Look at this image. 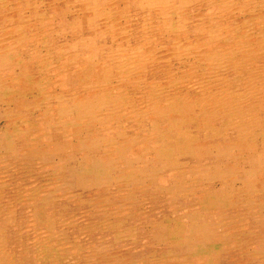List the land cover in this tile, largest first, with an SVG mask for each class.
<instances>
[{
    "label": "rangeland",
    "instance_id": "374dc122",
    "mask_svg": "<svg viewBox=\"0 0 264 264\" xmlns=\"http://www.w3.org/2000/svg\"><path fill=\"white\" fill-rule=\"evenodd\" d=\"M263 31L264 0H0V264H264V132L210 96L264 116Z\"/></svg>",
    "mask_w": 264,
    "mask_h": 264
},
{
    "label": "bare ground",
    "instance_id": "6f19581e",
    "mask_svg": "<svg viewBox=\"0 0 264 264\" xmlns=\"http://www.w3.org/2000/svg\"><path fill=\"white\" fill-rule=\"evenodd\" d=\"M215 1V0H214ZM248 13V12H247ZM212 19V18H211ZM23 21V20H22ZM198 29V28H197ZM219 30V29H218ZM264 32V31H263ZM234 38V37H233ZM264 43V42H263ZM261 44V43H260ZM233 54H235V53H233ZM263 57V56H262ZM262 57H261V59H262ZM188 58V57H187ZM256 58V57H255ZM233 59V58H232ZM231 59V60H232ZM229 62V61H228ZM228 62H224L223 64H221V68L220 69H223V68H225L227 65H228ZM242 62V61H241ZM237 63V62H236ZM240 63V62H239ZM261 67V68H260ZM264 66L262 65V64H259L258 65V71L255 69V74L253 73V70H252V68L251 67H249V66H247V67H245V73H246V76H247V79L250 81V83H253V81L256 83L257 81H258V79H260V80H262L263 79V75H264V73H263V71H264V68H263ZM136 68V66L134 67V69ZM213 68H216V67H213ZM234 68H238V66L237 65H235L234 66ZM262 69V70H261ZM237 70V69H236ZM125 71V70H124ZM123 71V72H124ZM104 72V71H103ZM234 75V74H233ZM119 76V75H118ZM219 76V75H218ZM235 76V75H234ZM233 76V77H234ZM208 77H210V75L208 76ZM209 79V78H208ZM235 79V78H234ZM233 79V80H234ZM218 80V78L216 79V81ZM229 80V79H228ZM227 80V81H228ZM264 80V79H263ZM213 82H214V80H213ZM237 82H239V81H237ZM230 83V82H229ZM229 83H222V82H219L218 84H220V88L221 89H223V91L224 90H226V89H228V88H230V87H232V85L230 84L229 85ZM258 83V82H257ZM214 84V83H213ZM174 85V84H173ZM220 90V89H219ZM158 92V91H157ZM165 92V91H164ZM225 92V91H224ZM160 93V92H159ZM156 94V93H155ZM225 94H226V92H225ZM150 95H152V94H150ZM150 95L148 96V97H150ZM158 95V94H157ZM156 96V95H155ZM211 97H212V99H213V102L217 105V106H219L221 109H225L227 112V114H229L231 117H233V119H234V122L236 123V124H238L239 125V127L241 126V127H243V130L241 131L242 133H244L245 135H247L248 133H249V135H251V134H254L255 135V133H259V134H262L263 132H264V116L263 117H257V115H254V114H252V113H249V111H248V113L247 112H240V110H238L237 108H234L231 104H230V100L224 95V94H221V92H220V94H215V92L213 93V94H211L210 95ZM254 96V99H258V100H260V99H262V101H263V99H264V84H262V83H260V85H259V89H258V93L257 94H254L253 95ZM164 97H166V96H164ZM163 97V98H164ZM168 97H170V96H168ZM119 98H121L120 96H119ZM151 98H153V95H152V97ZM210 98V97H209ZM154 99V98H153ZM152 99V100H153ZM165 99V98H164ZM247 99V98H246ZM251 99V98H250ZM96 99H94V100H92V101H95ZM149 100V99H148ZM168 100V99H167ZM164 101H166V100H164ZM172 101V100H171ZM146 102V101H145ZM151 102V101H150ZM167 102V101H166ZM119 104L120 105H118V106H121V104H123L122 103V101H119ZM149 105V104H148ZM151 105H152V103H151ZM153 105H155V104H153ZM102 109V108H101ZM100 109V110H101ZM107 109V108H106ZM114 109V108H113ZM157 109V108H156ZM62 110V109H61ZM121 110L123 111V108H121ZM127 111H129V110H127ZM60 113V112H59ZM77 115V114H76ZM128 119V118H127ZM229 124H230V122H229ZM206 125V124H205ZM235 127H236V125H235ZM238 127V128H239ZM259 127V129H257ZM151 128V127H150ZM205 131V130H204ZM228 131V130H227ZM184 132V131H183ZM173 133V132H172ZM189 133V132H188ZM237 133V132H236ZM257 133V134H258ZM187 135H190V134H187ZM254 135H252V136H254ZM256 136V135H255ZM258 136V135H257ZM256 136V137H257ZM184 137H185V135H184ZM187 137L188 136H186V138L185 139H187ZM164 138V137H163ZM245 138H246V136H245ZM251 138V137H250ZM189 139V138H188ZM237 139V138H236ZM238 141V140H237ZM243 142V147H247V145H248V143L247 142H245V140L244 141H242ZM161 144V143H160ZM159 147H161L160 149H159V152L160 151H162V153H165L166 155H171L172 153H173V149H171L170 147H168L167 145H164V143H163V145H161V146H159ZM156 147H154V149H155ZM158 148V147H157ZM162 149V150H161ZM247 149V148H246ZM188 150H191V148L190 149H188ZM175 151H176V149H175ZM179 152V151H178ZM176 153V152H175ZM169 157V156H168ZM194 159V158H193ZM172 160L173 159H170V160H167V161H165V163H171L172 162ZM93 164H94V162H91L88 166H86L85 167V169H84V173L86 174V175H83V176H87L88 178L90 177V176H97L98 175V177H103V175L106 173V169H109V167L108 168H105V166L103 165L104 164V162H101V161H99V160H97L96 161V165L94 166V167H92L93 166ZM177 164V163H176ZM90 165H92L91 167H89ZM47 167V166H46ZM177 169V168H176ZM93 174H95V175H93ZM191 174V173H190ZM82 176V177H83ZM90 179H92L93 180V178H91L90 177ZM84 185V184H83ZM86 186V185H85ZM260 188V187H259ZM262 188H264V186L262 187ZM264 191V190H263ZM249 192V191H248ZM219 194V193H218ZM213 195V194H212ZM216 196V195H215ZM219 196V195H218ZM224 197V196H223ZM240 199V198H239ZM247 202V201H246ZM221 203V202H220ZM263 204H264V202H263ZM225 205V204H224ZM247 208V207H246ZM256 208V207H255ZM250 213V212H249ZM256 214V213H255ZM195 216V215H194ZM195 219V218H194ZM197 226V225H196ZM189 231H191V233L192 232H194L193 230H191V227H190V229H189ZM220 237V234L218 233H215V232H211L210 234H209V236H208V239L206 240V247H207V249H209L210 251L209 252H213V251H215L216 249H217V245H218V241H219V238ZM192 240V239H191ZM199 244H200V242H199ZM200 248H202L203 247V245L202 244H200V246H199ZM205 246H204V248H206ZM220 248V247H219Z\"/></svg>",
    "mask_w": 264,
    "mask_h": 264
}]
</instances>
